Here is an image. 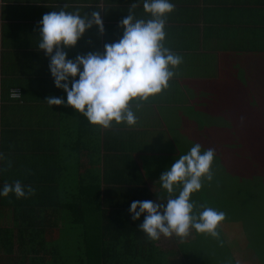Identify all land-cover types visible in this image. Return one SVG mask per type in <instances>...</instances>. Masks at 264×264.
<instances>
[{"label":"crops","instance_id":"1","mask_svg":"<svg viewBox=\"0 0 264 264\" xmlns=\"http://www.w3.org/2000/svg\"><path fill=\"white\" fill-rule=\"evenodd\" d=\"M169 2L175 8L165 17L163 43L180 55L183 62L174 69L176 74L169 80L168 88L147 101L130 102L137 117L135 125L113 121L111 127L104 128L91 124L83 114L68 106L67 93L55 86L49 68L51 58L38 47L39 21L44 14L61 9L89 19L94 11L99 12L104 31L101 33L93 24L75 46L63 49L67 58L74 60L90 52L103 54L105 44L118 42L123 36L120 21L130 14L132 4L136 5L131 8L134 19H151V14L143 8L144 0H0V191L6 183L14 184L16 170L29 167L30 186L38 182L44 187L53 185L49 182L53 176L50 171L67 158L66 146L78 141L94 143L91 148L96 151L91 150V154L96 159L107 156L110 166L115 163L127 167L128 173L118 175L116 178L121 180L114 184L138 185L145 193L136 196L160 200L164 197L167 201V191L160 195L159 179L171 167L169 163L180 157V140L174 139V132L180 131L181 123L169 124L173 114L165 119L162 109L173 111L178 107V113L181 107L201 108L203 93L226 80L221 76L224 70L230 68L242 77L264 68V0ZM13 87L20 88V99L9 96ZM198 91L202 94L200 99H197ZM50 96L63 98L65 103L50 106L46 102ZM216 127L231 130L224 123L213 128ZM235 128L232 127L234 133ZM206 135L210 137L209 133ZM221 135L227 139L231 133ZM218 159L220 166H228L222 158ZM104 169L103 166L102 172ZM46 174L49 176L45 178ZM25 175L27 171L22 178ZM9 195H0V264H15V243L10 254L4 253L9 248H3L2 229L13 226L15 202H11Z\"/></svg>","mask_w":264,"mask_h":264},{"label":"clouds","instance_id":"2","mask_svg":"<svg viewBox=\"0 0 264 264\" xmlns=\"http://www.w3.org/2000/svg\"><path fill=\"white\" fill-rule=\"evenodd\" d=\"M135 6L132 4L130 14L120 21L123 36L118 42L105 44L103 54L90 52L78 55L74 60L68 59L63 49L75 46L93 24L101 33L104 31L99 12L94 11L89 19L78 12L61 9L44 14L39 21L41 39L38 47L51 58L49 68L55 86L67 93V105L93 125L109 128L113 121L135 125L137 117L130 102L134 99L147 101L150 96L168 88L169 80L176 74L174 69L183 62L180 55L171 52L163 43L165 17L175 5L169 0H144L143 8L152 17L147 21L134 19L131 8ZM77 76L79 79H75ZM70 77L73 78L71 81ZM19 95L14 89L12 98L18 99ZM46 102L50 106L65 103L63 98L51 96ZM201 147L196 143L161 174L159 181L168 193L166 203L150 200L131 203L128 211L132 220H138L146 213L138 227L150 240H159L161 235L183 239L193 229L212 237L219 235L217 228L226 214L203 205L199 206L203 210L196 212L197 206L190 199L192 193L202 188L204 179L212 180L215 150L209 148L202 153ZM177 188L180 189L178 195L175 194ZM34 192L31 186L27 187V195ZM9 193H14L17 198L26 196L19 180L11 185L6 183L0 191L5 197Z\"/></svg>","mask_w":264,"mask_h":264},{"label":"trees","instance_id":"3","mask_svg":"<svg viewBox=\"0 0 264 264\" xmlns=\"http://www.w3.org/2000/svg\"><path fill=\"white\" fill-rule=\"evenodd\" d=\"M93 145L78 141L68 144L67 158L50 171L53 176L49 182L53 185L44 187L38 182L31 186L35 189L32 195H27L31 168L15 171V181L24 186L26 196L9 195L15 206L13 226L2 229L3 248L10 251L4 253H12L15 243V264H207L209 258H198L188 249L186 243L193 242L194 234L179 241L176 252L158 249V240H150L138 227L146 213L134 221L128 210L133 201H167L164 197L136 196L145 193L138 185L114 184L121 180L116 178L118 175L128 173L127 167L115 163L110 166L107 156L96 159L91 154V150L96 151ZM179 150L180 156L189 152L181 146ZM223 151L216 150L215 155L225 162L228 153L224 155ZM25 171L27 175L22 178ZM165 191L161 187L160 195ZM178 253L183 261H176Z\"/></svg>","mask_w":264,"mask_h":264},{"label":"rangeland","instance_id":"4","mask_svg":"<svg viewBox=\"0 0 264 264\" xmlns=\"http://www.w3.org/2000/svg\"><path fill=\"white\" fill-rule=\"evenodd\" d=\"M221 76L226 79L223 83L203 93V107H181L178 113V107L161 111L165 119L173 114L169 124L181 123L174 139L179 138L185 151L199 143L201 152L212 148L224 150V155L228 153L224 157L228 166H220L215 155L212 180L204 179L202 188L191 194L197 206L194 211H202L199 206L203 205L226 214L217 228L219 235L212 237L193 229L183 239L161 235L156 245L176 252L177 243L194 234L193 242L186 243L188 249L198 258H209L207 264H264V68L242 77L228 68ZM196 95L200 99L202 94L198 91ZM221 122L231 130L213 128ZM215 130L218 132L214 133ZM221 133L231 136L225 139ZM181 258L179 253L175 257L176 261H183Z\"/></svg>","mask_w":264,"mask_h":264},{"label":"built area","instance_id":"5","mask_svg":"<svg viewBox=\"0 0 264 264\" xmlns=\"http://www.w3.org/2000/svg\"><path fill=\"white\" fill-rule=\"evenodd\" d=\"M14 89L20 94V95H19V98H18V99H20V98H21V90H20V88H18V87L10 88V89H9V96L12 98V92H13Z\"/></svg>","mask_w":264,"mask_h":264}]
</instances>
